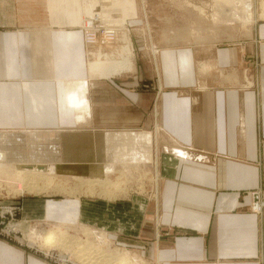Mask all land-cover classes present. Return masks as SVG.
<instances>
[{
  "label": "crops",
  "instance_id": "0c3cea01",
  "mask_svg": "<svg viewBox=\"0 0 264 264\" xmlns=\"http://www.w3.org/2000/svg\"><path fill=\"white\" fill-rule=\"evenodd\" d=\"M40 3L0 0V133L9 137L57 128L73 108H83L77 93L70 99L72 73L62 72L70 63L55 60L68 58L77 44L86 49L84 38ZM248 42L252 54L245 40L205 51L160 49V76L146 84L145 97L124 92L112 77L91 79L92 114L84 123L124 129L146 109V136L153 131L161 146L155 198L27 197L21 231L79 221L106 229L116 244L134 246L156 264H264V211H251L245 194L264 185V21ZM80 49L81 61L86 50ZM235 71L238 81L224 78ZM40 248L0 234V264H61Z\"/></svg>",
  "mask_w": 264,
  "mask_h": 264
},
{
  "label": "rangeland",
  "instance_id": "374dc122",
  "mask_svg": "<svg viewBox=\"0 0 264 264\" xmlns=\"http://www.w3.org/2000/svg\"><path fill=\"white\" fill-rule=\"evenodd\" d=\"M44 1H45L44 5L40 3V10L45 13L47 11V8L52 9L53 11L51 12V17L55 19V22L61 24L64 20L65 14L68 13L67 11H64L61 5L63 0H44ZM46 1L49 2L48 6L46 5ZM66 1L69 2L70 0H66ZM96 1H104L105 4H102L103 6L107 4V6H105L106 9L104 11L103 21L101 20L102 18L99 16L86 17L85 6L83 5L84 0H76L75 1L76 3L80 2L79 3L80 9L82 8L81 17L83 19L78 18V16H75V18L73 19V23H70L68 30L79 31L78 34V37L80 38L79 41L82 42V39L84 38V43H85V37H84L85 30L95 31L98 30L101 26H102V30H106V31H113L114 29H117L118 33H116L115 37H112L111 39V41H113L114 43V46L116 47H118L119 45H123V43H121L122 37H120L118 43H116L117 34H119V32L123 33L124 31L125 32L127 31L131 39V45L134 49L133 61H134L135 69L132 72L129 73L126 72L116 77L114 76L115 79L114 77H112L113 80L118 84V86L123 88L122 90L124 92H126V90H133L138 95L140 94L141 96L144 97L146 96V84L151 85V83H155L156 82L155 80L158 78L159 75L157 70L158 52L160 49L162 50V48L165 47L193 45L198 47L199 50L205 51L204 49H211L213 46H218V45L222 46L223 44H230V43L232 44L235 42H239L240 40L241 41L245 40L249 45L246 50L247 54H252L250 51L252 49L251 42H248V40L250 41V37H248L247 36L248 34L244 32V30L245 31L248 30L251 26L239 22L235 23L236 21L232 22L231 24L229 22L227 23L228 25L225 24L224 22H223L224 24L222 23L221 25L218 24L219 21L214 22L215 20L213 18L214 17L219 18L220 15L222 14V10L220 8L217 9V7H215L214 0H119L118 5H114V6L112 5L108 6L107 3V1H109L111 4L113 0H96ZM260 1L261 0H254L256 7L255 10L256 19L258 18V15L261 11ZM108 7H111L112 10H110ZM194 9H198V10H194ZM216 9L219 10V12H217ZM213 10L214 12L215 11L216 12L214 13ZM196 15L197 17L199 16L198 18H200V19L197 18L198 24H196L197 23ZM200 20L204 23H202ZM259 21H264V20L258 19V21L253 25L254 32H255V26ZM199 24L201 25L203 24V25L201 26ZM75 25H79L78 27L80 28L73 27ZM215 27L219 29H216ZM200 29H202L203 31ZM183 31L184 34H187V32L189 31L188 34H190V37H188V39L186 38L183 39L182 37L174 38L175 35L180 34ZM166 32L167 35H169V37H173V39H166L165 37ZM198 32L201 34H199ZM98 35H99L98 41L100 42H107L111 38L104 31H100ZM254 37H255V33H254ZM201 41L203 42L202 44H200ZM105 45L106 44H104L103 46ZM109 48L110 47H108L107 49ZM79 49H80L79 44H77L71 47V52L68 58L59 57L55 60V61L63 60L66 63H70L71 72H72V76H71L72 81L73 80L83 81L87 78V74H88L86 70V66L88 63L87 52H86V58L81 60L83 61L82 62L83 67H82L80 64L81 61L77 56V52L79 51ZM80 50L87 51V48L85 49L83 47ZM54 67L57 69L55 65ZM77 68L78 70L81 71V74H79L78 70L77 72L75 71ZM54 73H55L54 76L55 79L59 78V76H57L55 71ZM90 81L91 79L89 80V82ZM103 81L105 82L106 80ZM74 83L75 85L72 86H77V83L76 82ZM89 88L91 89V87ZM70 89H71V85H70ZM73 109L75 111L80 110V112L77 113H75V111L73 113L71 112L72 117L81 115L82 112H84L83 108H78V109L73 108ZM139 110L141 113L136 112L135 114H132L134 116V120L131 121V123L125 126H120L126 128L118 129V130L100 129L98 127H94L92 123L83 122L79 124L72 123L69 125L61 123L57 126V128L56 127L47 128L45 130L37 129L36 132H32V133H30L29 131V129L31 128H26L24 131L17 132L19 134L12 137H9L8 134L6 133L4 134L0 133V148H2L5 151L4 152L5 155H3L5 163L0 164V173L6 172L5 179L6 180L10 179L12 181V182L10 180L6 181L5 191L7 192L6 193L7 195L3 194L2 195L3 198H1V200L11 204L17 200L18 202L16 209L17 218L13 222L7 223V226L8 227H10L11 225L15 226L20 231V233H18L17 235L14 232L11 234H6V238L10 240L17 239V241H20L22 244L30 248L36 246L37 248H39V246L36 243H34L29 239L30 231L34 228L48 229L50 227L52 228L59 227L61 230L65 231L66 236L64 235V238L61 240V242L57 244L59 249L56 250H58L60 253L69 254L73 259V264H84L85 262L87 264H115V262H113L112 260L105 261L98 259L102 255L100 252L90 256L86 255L85 253L87 251L84 252L83 249H85L88 246L91 247V245L93 244L95 245L100 244L99 245L100 247L115 249L116 251H119L121 253H128L133 257L138 255L139 257L141 256L140 258L143 259L145 262L147 261L146 264L149 263L156 264L146 260V253H143L136 247L131 245L126 246L120 243L116 244L112 239H110V237L107 235L106 229L104 228L96 229L92 225L91 226L86 225L79 221L78 222L74 221L70 223H66V221H60V223L54 224L52 226L46 224L38 225L37 223H34L24 231H21V229L17 225L18 223L17 221L20 219L19 216L21 209V201L23 198H27V197H31V198L33 197L74 198L75 197L76 200H79L80 197H85L89 199L106 198L118 203L128 199L142 200V198L146 199V197H151L154 199L156 195L155 165L156 162L158 163L159 161L158 159L160 157L161 146H159V142L158 140H156L157 136L153 131L148 132L146 136V109L145 110L139 109ZM138 116L141 118H138ZM34 129L36 130V128ZM16 130H20V129H16ZM119 131H129L130 133L129 135H127V133L123 132L122 137H118L117 133H119ZM138 134L141 137H137ZM120 147L122 148L120 149ZM12 149L21 150L23 155L20 156L19 154L18 156L15 152H13L14 150L12 151ZM81 149H83L84 153L92 154V155L90 154L89 157L86 158L89 161L87 160L83 161L85 164L91 163L96 165L97 163L100 162L99 164L101 165L102 163L104 164V166L102 165L103 167H105L106 164V167L103 169H105V171L108 170L107 175L109 176V178L112 180H117V178L120 177V181L125 183V187H124L125 191L120 193L119 192L114 193L112 192L113 189L111 190L108 189L106 190L105 194L103 195L99 194L98 192L101 188L99 187L98 183L100 182L94 180V182L91 181V183H93V188L97 193L90 194L87 190L90 187L89 185L90 181L89 180L87 181L88 178L82 177L83 178L82 180V178L80 177L81 178L80 180L79 177L73 175L74 176L73 179L72 175L70 174L67 175L66 173L63 172H62L63 174H61L59 177H56V185L59 186L55 190L54 189L52 190V188L46 189L45 191L43 189L36 190V188H34L30 192L26 188L25 189L22 188L21 192L16 190L17 188L16 183L19 180L18 179L19 174L18 173L16 174L15 173L16 171L14 169H13L14 171L11 169V166H13L14 161L22 160L23 164L24 163L46 164L49 161L63 162L65 161V159L67 160L73 159L72 157L73 155H69L68 157H66V154L68 152L72 154L78 153L79 151L82 152ZM101 149L103 153H106V156L103 158L104 161L103 159L101 160L98 159V154L99 151H101ZM105 158L108 160H106ZM115 160H117L116 163ZM124 160H126V162ZM121 161L123 162L121 163ZM128 161L130 164V168L128 172L130 171L131 172L127 177L126 175H121L120 172L121 171L126 172L125 170L127 169L123 168V164L128 163ZM131 163L134 164L132 165ZM4 164H6V166ZM8 167H10L9 171H8ZM54 172L56 171L54 170ZM38 178L35 179L37 180V183H40V185L41 183L45 182L44 181L45 179H41V178L38 179ZM84 180H86L87 182ZM80 185L82 187H80ZM59 189L60 191H58ZM109 193L111 196H108ZM52 209L53 206H51L50 204L49 210L52 211ZM77 216L78 214H76V217ZM100 232L106 233V237L108 239L109 244L100 243V240L96 235L97 233ZM59 252L56 251V253ZM44 254H45V250H44Z\"/></svg>",
  "mask_w": 264,
  "mask_h": 264
},
{
  "label": "bare ground",
  "instance_id": "6f19581e",
  "mask_svg": "<svg viewBox=\"0 0 264 264\" xmlns=\"http://www.w3.org/2000/svg\"><path fill=\"white\" fill-rule=\"evenodd\" d=\"M75 1L76 0H70L68 2L66 0H63V2L61 4L62 7H63V9H64V11H67L68 12L64 16L65 17L64 24L66 26H69L70 23H73V19L75 18V16H78V18L83 19L81 17V10H82V8L80 9V4H79L80 2L79 3H76ZM107 3H108V6H110V5L114 6V5H118L119 0H113L111 4H110L109 1H107ZM102 4H105L104 1L84 0L83 5L85 6V12H86L85 16L86 17H89V16L90 17H92V16H99V17L102 18L101 20L103 21V15H104V11L106 9L105 6H107V4L105 6H103ZM214 4H215V7H217V9L220 8L222 10V14L220 15L219 18L218 17H214L213 18L215 20L214 22L219 21L218 24L221 25L223 22L225 24H227V23L230 22V24H231L232 22H235L236 21L235 23L239 22V23L247 24L248 26L250 25L252 28L250 27L248 30H246V31L244 30V32L246 34H248L247 36L250 37V38L254 37V33H255L254 32L253 25L258 21V19L264 20V0H261L260 1V8H261L260 10L261 11H260L257 19L255 17V15H256L255 14L256 7H255L254 0H214ZM103 7H105V8H103ZM108 8L110 10H112L111 7H108ZM217 9H216V11L219 12V10H217ZM194 10H198V9H194ZM213 12H214V10H213ZM198 17L196 15V19ZM198 19H200V18H198ZM198 19L196 20L197 23L195 21L196 24H198ZM96 22H95V24H96ZM202 23H204V22H202ZM199 25H201V24H199ZM240 25H242V24H240ZM208 27H210V26H208ZM216 29H219V28H216ZM200 30H202V29H200ZM89 31H92V30H89ZM89 31H87V33ZM197 31H199V30H197ZM188 32H187V34H184V31H183V32L180 33L181 35L180 34H177V35L174 36V38H178V37L180 38V37H182L183 39H185V38L188 39V37H190V34H188ZM116 33H118L117 29H114L113 31H108V36L111 37V38L109 39V41L104 42V43H96L95 41L88 40V39L85 40V44H86V48H87V51L86 52H87V58H88V63H87V66H86V70L88 72L87 78L85 80H83V81H74L73 80L71 82L72 84H71V89H70V99L73 97V93L72 92L77 93L76 96H78L80 98V100H81L80 103H81V106L83 107L85 116H84V114H81L79 116L67 117V121L66 122H62V124H68V125L69 124H72V123L79 124V123L84 122L86 120V114H88V115H91L92 114V107H91L92 104H91V100H90V97H89V92H90V88L89 87H91V86H89L90 85L89 84L90 83L89 82L90 79H108V78H111V77H114V76L116 77V76L121 75V74L126 73V72L129 73V72L134 71V69H135V65H134V61H133V58H134V49H133V47L131 45V39H130L127 31L126 32L124 31L123 33H120L119 32V34H117L116 43H118L120 37H122V40H121L122 42L121 43H123V45H119L118 44L119 46L116 47V46H114L113 41H111L112 37H115ZM199 34H201V33H199ZM165 37H166V39H173V37H169V35H167V32H166V36ZM202 43L203 42L201 41L200 44H202ZM104 44H106V45L103 46ZM108 47H110V48L107 49ZM201 68H202V70L205 73H207L208 70H210L209 66L206 65V64H204V63L201 65ZM62 72H63L64 75H68V74H71L72 73L71 72V68L68 67V66L65 67V68H63ZM224 78L230 79V80L233 78L236 81H238V76H237L236 71H235V73L228 74ZM74 82L77 83V86H72V85H75ZM79 98H78V100H79ZM123 132L127 133V135H129V133H130L129 131H119V133H117L118 137H122ZM137 137H141V136L138 134ZM121 148L122 147H120V149ZM81 150H82V152L79 151L78 153H73V154L67 151L68 153L66 154V157H68L69 155H73L72 156L73 159H68V160L65 159V161H63V162H57V161L50 162L49 161L46 164H44V163H37V164H35V163H26L25 164L24 163L23 164V161L22 160L14 161L13 162V166L14 167L11 166V169L12 170L14 169L16 171L15 172L16 174L17 173L19 174V176H18L19 177L18 178L19 180L16 183V187H17L16 190H18L20 192L22 191V188L28 189L29 192L32 189H34V188H36V190L43 189L44 191L46 189H49V188H52V190L53 189L55 190L59 186V185L58 186L56 185V177H59L61 174L66 173L67 175L68 174L72 175V178L74 176H77L79 178L80 177L81 178L82 177L88 178L87 181L88 180L90 181V183H89L90 187H89V189H87V188L86 189L88 190V192L90 194L97 193V192H95V189L93 188V183H91V181L94 182V180L100 182V183H98L99 184V187L101 188L99 190V192H98L99 194H102V195L105 194L106 190H108V189H110V190L113 189L112 192H114V193H118V192L120 193V192H124L125 191V188H124L125 187V183L122 182V181H120V177H118V178L116 177L117 180H112V179L109 178V176L107 175V173H108L107 171L108 170L106 169L107 171H105V169H103V168L106 167V164H105V167H103L104 166L103 163H102L103 166L101 164H99L100 162L97 163L96 165L95 164H91V163L85 164L83 161L84 160H87L86 158L89 157V155L91 153H84L83 152V149H81ZM12 151L15 152L18 156H19V154H20V156L23 155L21 150L12 149ZM103 151H104V149H103ZM4 152L5 151L2 148H0V164L1 163L2 164L5 163V160L3 158V155H5ZM105 156H106V153H103L102 152V149H101V151H99V154H98V159L101 160ZM116 156H117V154H116ZM128 157H129V155H128ZM106 160H108V159H106ZM87 161H89V160H87ZM103 161H104V159H103ZM116 161L117 160H115V163H116ZM124 161L126 162V160H124ZM122 162L123 161H121V163ZM4 165L6 166V164H4ZM16 167H18L19 169L16 168ZM123 168L124 169H127V170H125L126 172H122L121 171L120 172L121 175H126L128 177L129 173L131 172V171L128 172L129 171V168H130L129 161H128V163H124L123 164ZM9 170H10V167H8V171ZM54 170L56 172H54ZM58 171H59V173H58ZM132 171H134V170H132ZM118 172H119V170H118ZM5 173L4 172L3 173L2 172L0 173V192L5 189V183H6V181H9L10 180V179H8V180L5 179V176H6ZM155 173H156L155 174V181H156V184H157V182H158V174H157V172H155ZM38 177L41 178V179H45L44 180L45 182L41 183V185H40V183H37V180L35 178H38ZM81 178H80V180H81ZM82 180H83V178H82ZM84 181H86V180H84ZM7 183H10V182H7ZM10 185H12V184H10ZM81 185H80V187L83 186V185L82 186ZM60 189H62V188H60ZM60 189L58 191H60ZM6 193L7 192L5 191L4 194H6ZM76 193H77V191H76ZM108 196H111L110 193H109ZM59 229H60L59 227H56V228H54V227L52 228L51 227V228H48V229H38V228H34V229H32L30 231L29 239L31 241H33L34 243H36L38 246L44 247V248L41 247L44 250H48L50 248L51 249H59L58 246H57V244H59V242H61V240L64 238V235H65V231H63L61 229L59 230ZM96 235L99 238L101 244L102 243L109 244L105 232H100V233H97ZM99 245L100 244H96V245L93 244V245H91V247L88 246L85 249H83V251L84 252L87 251L85 254L88 255V256L94 255V254L100 252L102 255L98 259L105 260V261L112 260L113 262H115V264H146V262L143 259L140 258L141 256L139 257L138 255H136V256L133 257V256H131L128 253H121L119 251H116L115 249H109V248H106V247L104 248V247H100ZM81 247H83V246H81ZM81 247H79V248H81ZM84 264H87V263L85 262Z\"/></svg>",
  "mask_w": 264,
  "mask_h": 264
},
{
  "label": "built area",
  "instance_id": "2783aa9c",
  "mask_svg": "<svg viewBox=\"0 0 264 264\" xmlns=\"http://www.w3.org/2000/svg\"><path fill=\"white\" fill-rule=\"evenodd\" d=\"M100 31H104L108 34V31L102 30V26L95 31H87L85 30L84 37L85 40H93L96 43H104L98 41V34ZM5 190V189H4ZM4 190L0 192V234L6 236V234L15 233L16 235L20 233V231L15 226H7V223L13 222L16 216V209H17V200L15 202L6 203L1 200L2 195L4 194ZM250 198L249 208L251 211L255 213H262L264 211V185H261L257 188L248 190L245 192ZM16 199V198H15ZM17 237V236H16ZM59 252L56 249H48L45 250V254L55 261H59L61 264H73L72 257L67 253H56Z\"/></svg>",
  "mask_w": 264,
  "mask_h": 264
}]
</instances>
